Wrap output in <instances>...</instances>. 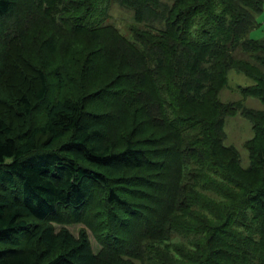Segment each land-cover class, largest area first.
Returning <instances> with one entry per match:
<instances>
[{
	"label": "trees",
	"instance_id": "trees-1",
	"mask_svg": "<svg viewBox=\"0 0 264 264\" xmlns=\"http://www.w3.org/2000/svg\"><path fill=\"white\" fill-rule=\"evenodd\" d=\"M115 5L134 13L132 40L107 23ZM263 8L264 0H0L2 54L17 55L8 77L35 83L18 93L16 113H45L42 125L20 130L0 107V264H264V110L220 99L235 70L255 82L240 88L244 96L264 105V39L250 36ZM15 20L24 29L8 27ZM36 38L51 54L78 55L79 97L51 102L45 71L20 68ZM57 79L59 91L70 86ZM104 97L131 113L121 147L105 123L88 120ZM238 114L253 126L248 168L224 143L226 118ZM87 211L101 227L98 254L85 232L51 223H79ZM130 223L140 224L138 239L111 229Z\"/></svg>",
	"mask_w": 264,
	"mask_h": 264
},
{
	"label": "rangeland",
	"instance_id": "rangeland-1",
	"mask_svg": "<svg viewBox=\"0 0 264 264\" xmlns=\"http://www.w3.org/2000/svg\"><path fill=\"white\" fill-rule=\"evenodd\" d=\"M163 2L172 7L175 4L176 0H163ZM27 15L28 11L25 10V12L21 16L26 19ZM133 17V12L124 9L119 5H115L110 11V18L109 20H107V23L117 27L122 35L127 36L132 40L133 38L129 29L130 26L134 24ZM10 22L11 23L8 25V27L10 26V28L13 29H24L25 25L24 23H22L23 21L19 22L18 20H15ZM258 22L260 23V26L258 28H255L250 33V36L253 39H264V8L262 13L258 16ZM154 27L159 30L165 29V23L162 20L158 21L155 23ZM71 39L72 38H69V40ZM9 48L11 49V47ZM16 48L17 47L15 46L11 49V56L12 54L15 55L16 51L19 52V49L17 50ZM3 51L4 49L0 47V107H3V109H5V113H9L11 115L9 119L16 129L26 130L42 125L45 121L44 105L38 107L33 116L23 117L17 115L15 105L18 103V93L21 91H28L31 88V84L32 86H35V83H27L22 86H15V83L11 80V77H8L12 76V74L9 73L10 70L8 61H14V63L17 64L15 59V56L17 55L8 58L2 54ZM236 56L238 58L245 57L241 50L236 53ZM77 57V54H72L71 56V53L65 55L63 52L51 54L47 50H43L41 48L36 38L26 44L25 51L21 58L24 61L21 63H23L24 65L21 64L20 68L24 67L28 72H31L34 67H37L45 71V73L49 77V85L51 88L49 101H54L58 95L61 98H77L80 96L79 88L76 85L79 79L80 72L78 63H76V59H78ZM59 74L62 75L63 78L65 76V79L68 78L69 80L64 79V81H67L70 85L67 87V89H62L60 91L57 85V78L59 77ZM258 75H264V68L258 71ZM32 80L34 81L33 78ZM254 85L255 82H253L251 79L233 70L229 73V85L225 90L221 91L220 99L224 103L241 102L248 109L262 111L264 110V105L262 104V102L257 98L244 96L240 89L241 87H250ZM112 100H114V98ZM99 101L93 103L91 106H88L87 109L91 116V118H89L88 120L91 121L93 119V121L95 120L96 122L100 121L103 124L105 123L108 129L107 134L109 140L111 142H114L116 146L121 147L123 145L124 137L132 129L131 121H129L131 113L127 110V108L124 107H122L120 110L115 108V111H113L110 107H108V105H110V100L105 97L100 99ZM114 102L115 104L118 103V101L116 100H114ZM106 103H108L107 106L104 105ZM109 113H112L109 115L110 119H107L106 117V119L104 117H98V115L101 116ZM93 115L96 117L94 118ZM225 124V132L227 134V138L224 143L228 146H235L238 149L241 155L242 165L245 168H248L250 165V159L249 153L246 149V143L254 136L253 126L251 122L241 114H238L236 116L227 117ZM162 132L165 131L162 130ZM171 161L172 160H170L165 165L169 170H172L170 169L172 165L173 167L175 166V164L171 163ZM255 176L256 175H254V177ZM159 191V194L161 195V190ZM210 195L216 197L214 194ZM163 201V199L162 201H159L158 208L155 207V205L153 206L154 209H157L156 213L158 214H160L161 209L164 207ZM86 213L87 214H85L82 222L79 223L73 221L64 223H51H53L52 225L55 227L57 232L62 229H68L75 237H79L83 232H85L91 240L94 251L98 254L102 251L103 248L98 238V233L99 231H101V227L94 217L95 211L92 214L88 213V211ZM115 226H117L118 228H116ZM111 229H116V231L119 232L120 235L128 234L126 231L131 229V239H138L139 235H137V232H139L140 230V224L138 225L136 223H130L127 228L120 224H115L111 226ZM132 236L134 238H132ZM173 238L174 242H184L186 247L189 246L188 238H184L178 234H174ZM127 259L128 258L126 257L123 260ZM134 263L142 264V262L139 261H134Z\"/></svg>",
	"mask_w": 264,
	"mask_h": 264
}]
</instances>
